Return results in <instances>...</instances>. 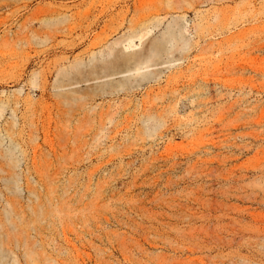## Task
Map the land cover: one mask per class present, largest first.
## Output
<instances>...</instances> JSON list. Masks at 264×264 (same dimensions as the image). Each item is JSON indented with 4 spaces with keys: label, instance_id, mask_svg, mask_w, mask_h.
<instances>
[{
    "label": "rangeland",
    "instance_id": "374dc122",
    "mask_svg": "<svg viewBox=\"0 0 264 264\" xmlns=\"http://www.w3.org/2000/svg\"><path fill=\"white\" fill-rule=\"evenodd\" d=\"M0 165V264H264V0H0Z\"/></svg>",
    "mask_w": 264,
    "mask_h": 264
},
{
    "label": "bare ground",
    "instance_id": "6f19581e",
    "mask_svg": "<svg viewBox=\"0 0 264 264\" xmlns=\"http://www.w3.org/2000/svg\"><path fill=\"white\" fill-rule=\"evenodd\" d=\"M135 36H137L138 38H140V37L142 36V34H138V35H136V34H132V35L128 36V37L126 38V41H127V47L133 45V44H132V41H133V40H132V37H135ZM0 171L5 172V173L7 172L6 168H4L3 165H0ZM0 177H1V176H0ZM5 177H6V176H5ZM4 200H5V203H6L7 205H10V200H9L8 197H5Z\"/></svg>",
    "mask_w": 264,
    "mask_h": 264
}]
</instances>
